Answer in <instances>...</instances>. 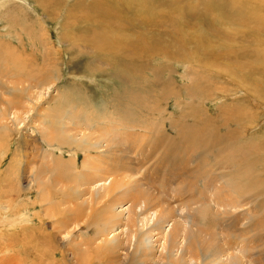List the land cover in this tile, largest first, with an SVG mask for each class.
<instances>
[{
  "label": "rangeland",
  "instance_id": "1",
  "mask_svg": "<svg viewBox=\"0 0 264 264\" xmlns=\"http://www.w3.org/2000/svg\"><path fill=\"white\" fill-rule=\"evenodd\" d=\"M27 1L29 2L25 5L27 7H21L18 6L20 4L18 0H0V44L15 49L11 50L10 48L11 53L0 57V65L7 64L8 69L18 70L19 68L13 64V58L25 64L29 69L31 63L35 64L32 65L34 70H25L27 79L31 84L40 83V88L43 86L42 90H45L40 91L43 95L38 94L39 100L37 99L27 105L28 95L32 93L26 92L27 88L18 92L20 89L15 90L16 88L8 85V78H0V88L3 87V91H0V106H7L12 111L16 110V115L18 114L15 118L13 114L6 113L7 119L3 120L5 126L0 128V207H8L10 212L23 209L26 213L28 220L22 221V225L29 228L25 232L26 235L21 231L18 234L19 240L17 239L21 247V249L18 248V254L24 258L25 264H46L50 260L52 249L56 251L55 256L52 257L56 264H76L77 255L71 254V248L73 251L79 250V258L85 261V264H108L106 259L112 255V252L110 254L104 248L108 240L104 238V235H101L99 229L107 219L111 220V225L107 226L106 232H109L111 227H123L125 214L119 216L118 220L107 212L103 215L102 213L106 208L105 203H108L109 207H116L113 203L115 193L117 195L119 193L121 198H126L127 194L130 196L128 189L132 181L133 185L137 184L138 189L146 192L154 200L156 199L155 201L159 203L158 206L161 211L168 206L180 207L182 204H179V200L183 198V201H186L191 197V200L199 202H194L191 206L193 208L199 207L203 204L199 199L203 200L204 197L208 196L207 193L212 192L211 189L209 190L211 186L216 189L217 196L222 199L237 196L236 198L241 204L238 203V207L231 208L230 211L228 209L227 211L230 213L221 214L223 218L214 212L216 211L214 205L210 208L203 207L205 213L203 218L198 214L193 216L192 214L195 212L191 211L190 222L187 225L193 231L190 229L189 231L193 233L197 227L202 226L201 232L206 233L210 230L212 234L213 229L217 227L220 231V234H214L217 241L225 239L230 242L232 238L236 241L242 240V244L246 243L247 247L252 248H248L247 252L255 256V258H251L252 261L249 264H264V86L257 89L251 88L260 76L248 75L250 73L248 63L243 64L248 68L238 71V66L234 62L243 61V56L235 59L231 51L234 47L236 52L238 51L239 54L252 59L253 56L250 53L253 50L264 49V45H255L254 42L249 44L241 42L237 34H230L226 23L221 24L218 33L214 31L210 37L208 29L207 31L203 30L204 18L201 15L204 11L207 12L205 17L214 15L213 6L215 4L213 1L217 2L218 0H181L180 3L184 2L180 10L184 16L182 17L179 9L175 14L178 15V20L185 24L182 25L185 28H179L178 31L173 32L168 31L178 24V21L173 20V14L170 20L162 19L160 22L162 27L154 30L155 27L150 26L149 37H146V40L151 39L154 47L150 48L147 58L143 61L148 65L143 68L139 67L140 70H138L137 75L132 72V76L136 75L134 79L136 82H131L129 78H121L116 73V69L112 68L109 59L111 54L106 48L104 51L99 50L83 40L75 45L70 43L69 35L75 30L79 32L82 29L79 22L71 27L67 24V14L61 6L64 0H50L45 7L37 0ZM70 1L67 0V2ZM99 1L105 5L108 2L110 5L113 4L108 0ZM126 1L128 0H121L118 5L123 4L130 8L135 7L137 3V0ZM158 1L157 8L163 13H172L169 8L175 7V0ZM138 2L136 7L148 4L147 0H138ZM225 3L228 9H236L242 5L240 2L233 3L231 0H225ZM252 3L253 0H249V2H245V5L250 6ZM259 7L264 12V4L262 3V6ZM186 9H189L193 16H191V12H189L190 15H187ZM111 13L113 14L112 11ZM130 15L131 12L123 14V17L129 18ZM156 19L159 20V17ZM135 23L137 24L138 21ZM259 23L261 22L259 21ZM120 25L122 27H119ZM106 28L103 34L108 39L120 38L122 40L123 35L127 39L134 38L133 31L118 20L111 21ZM193 35H197L199 38L194 45L187 41ZM254 36L259 38L262 33L258 32ZM153 38L157 39L158 42ZM171 38L177 41L180 38L183 39V42L177 43ZM263 41L259 39V43ZM242 43H244L243 45L247 44L248 50L243 47ZM194 46L199 47L195 53L197 57L201 51H204L203 47L209 53L212 50V52H220L223 57L226 56L219 60L218 67L216 60L212 61L208 74L207 68L202 69V62L192 65L180 59L183 55H188L189 50L196 49ZM259 58L262 56L259 55ZM134 61L138 63L142 59H134ZM215 68L218 70L216 71ZM228 68L233 71L230 72ZM211 69H213L212 74ZM47 82L50 85H44ZM47 87H49L48 91L45 89ZM13 91L17 92L14 93ZM255 92L259 93L260 96H257ZM13 94L18 95V99ZM10 96L14 98L11 99ZM7 98H10L11 101ZM15 103L20 105L15 106ZM48 104L56 105L57 108L53 109L52 107L48 112L49 115H45L40 108L47 107ZM30 105L32 108H29ZM62 112L65 115L71 112L69 116L76 118H73V123L76 122L75 126L82 122L83 113L84 115H93L94 121L103 116L99 119L101 123H107L109 119L115 126L114 128L111 127L112 132L110 131V134L112 138L121 140L122 144L119 147L124 149L123 152L121 150L118 152V160L120 161L118 164L121 165V169L117 176L123 178L126 184L120 186L121 190L118 187L108 191L110 193L114 191L113 194L111 193L112 203L108 202L111 197L110 194L101 196L105 202L101 197L98 199L95 197L90 203L86 202L89 201L87 197H82L81 200H78V206H75L77 203L70 200V202H65L77 196L75 194L77 191L72 188L74 178L78 176V178H84V174L80 172L83 159L82 147H76L73 144L69 148L67 145H58L57 138L53 137L49 139L53 140L54 146L48 147L49 142L45 143L39 136L46 129L41 126L48 128L53 126L50 117L55 122ZM94 112L96 113L94 114ZM36 117L39 118L36 119ZM90 124L95 129H101L100 132L103 134L102 131L108 130V128L105 129L108 126L106 124L99 122H91ZM39 127L42 128L40 131H38ZM34 137L36 138L35 141ZM97 145L100 148L96 152L102 154L101 149L106 146V143L100 141ZM50 149L55 152V157L61 155L65 159L61 163L73 164L75 169L70 168L74 174L72 180L66 178L69 176H64L65 178L57 177L55 174L49 176L52 173L50 174L51 165L48 163L50 159L49 156L47 157V150ZM26 151L34 160L30 174L23 172L25 161L23 156ZM22 159L24 160L22 161ZM106 162L109 161L106 160ZM48 164L49 166H47ZM35 169L46 176H44L46 182L51 178L52 182L58 180V185L52 182V184L47 183L45 189L42 187L45 181L40 183L39 178V184H37L38 182L33 183L31 174L36 173ZM37 185L44 189L43 193L40 188H37ZM40 190L41 192H39ZM23 196L25 197L23 198ZM46 206L50 208H47L46 213H44L43 207ZM73 207H79L80 212L82 207V212L86 213L85 215L81 213L83 216L81 219H77L76 223L70 222L74 217L75 210ZM83 207L86 208L83 209ZM122 208L124 207L118 206V209L122 210ZM86 209L90 210L87 211ZM218 211L221 212L220 209ZM192 216L195 218L193 219ZM63 220L67 221V225L61 224ZM195 220L200 224L197 225V221L195 224ZM217 222L220 223V226L224 225V227L222 226L225 229L223 234H221L223 229L217 226ZM69 225L70 227L75 226L72 233H67ZM97 226L99 227L97 228ZM32 228L41 229L38 230L39 233L33 232L30 236L29 230ZM12 232L13 230L4 231L6 235H10ZM201 232L193 240L190 238L189 244L195 242L197 238H201L203 235ZM35 233L39 235L35 237ZM226 234L228 235L226 236ZM82 241H88V243L79 245ZM184 241H182V247L185 244L188 245V240L184 239ZM137 242L136 237L132 238L129 249L118 251L121 258L120 264H138V262L132 261L135 259V255L141 253L139 250L144 247L139 249ZM153 244L150 253L149 250L146 251L149 253L146 259L150 260L149 264H162V261H166V257L170 256L165 254V257L159 261L157 257L160 255V246L158 242ZM179 249L182 250V248ZM136 251L138 252L135 254ZM9 252L7 248L5 251L0 250V256L7 255ZM199 252L202 254L201 251ZM203 258L196 257L195 262L202 264L204 263ZM13 263L18 264L14 261ZM183 263L185 264L184 260L181 264ZM171 264H175V261Z\"/></svg>",
  "mask_w": 264,
  "mask_h": 264
},
{
  "label": "bare ground",
  "instance_id": "2",
  "mask_svg": "<svg viewBox=\"0 0 264 264\" xmlns=\"http://www.w3.org/2000/svg\"><path fill=\"white\" fill-rule=\"evenodd\" d=\"M18 1L20 2V4L18 6H21V7H27L25 5L27 3H29L27 0H18ZM37 1L41 2L40 4L44 7L47 5V3L50 2V0H37ZM108 1H111L113 4L110 5L108 2L105 5V4H103V2L101 3L99 0H91L89 2H86L85 0H73V1L67 2V0H64V2L61 3L62 8L65 9V11H66L65 13L67 14V20H68L67 24H69L70 27L75 25L78 22H79V24H81V29H82L81 31L77 32L75 30L74 33L69 35V37L71 38L70 43L75 45V44L80 43L79 42L80 40L81 41L83 40L86 43H88L92 46H95L99 50L104 51V48H106L111 54V58H109V59L111 60V66H113L112 68H114V70L116 69V71H117L116 73L123 79L129 78V81L136 82V80H134V79H135L136 75L138 74V70H140L139 67L143 68L144 66L148 65L147 63H144L143 61H145V59L147 58L148 53L150 51V48L154 47V45H152L153 42H151V39L146 40L147 39L146 37H149V32H148L149 27L150 26L155 27L154 30H156L158 27L159 28L162 27V24L160 23L162 21V19L165 20L167 18L168 20H170L172 17V14H173L174 15L173 20L178 21V24L176 25V27H174L173 29L168 30V31L173 32V31H178L179 28H185V26H182L185 24L181 23L178 20V15L175 14L177 9H179V10L181 9L182 3L184 1L182 3H180L181 0H175V3H176V4H174L175 7L169 8V10L170 9L172 10V13H170V14L165 13V12L163 13L159 8H157L158 2H159L158 0H147L148 4L146 6L142 4L141 6L138 5V7H136V5L139 4V2L137 0L135 7H130V8L125 7L123 4L118 5L119 1H121V0H108ZM129 1H131V0H128L126 2H129ZM231 1L233 3L240 2V3H242V5L236 9H228L226 7L225 0H222V1L218 0L217 2L213 1V3L215 4L213 6V10H215L214 11L215 14L212 16L207 15L205 17L207 12L204 11V13L201 15L202 18H204L203 19V23H204L203 30L207 31V29H208L209 34H210L209 36L211 37L212 32L216 31L218 33V29H219L220 25L226 23L228 26L227 28L230 31V34H232V35L237 34L238 37L241 39V42H245L248 44L251 42H254L255 45H264V41L262 43H259V39L264 40V26H263L264 25V12H263V9L259 7V6H262V3L264 4V0H260V1L259 0H253V3L250 4V6L245 5V2L246 1L249 2V0H245V1L244 0L243 1L242 0H231ZM108 6H109V8H108ZM201 6H202V4H201ZM29 7H31L30 4H29ZM111 11L113 12V14L111 13ZM156 11H160V12H156ZM130 12H131V15L129 16V18L123 17V14H127ZM189 12H191V11L189 9H186L187 15H190ZM180 14L182 15V17L184 16V13H182L181 10H180ZM191 16H193V13L191 14ZM156 17H159V20L156 19ZM115 20H118L121 22L122 25L129 27L134 33L133 34L134 38L132 37L130 39H127L123 35L122 36L123 41H122L120 38L108 39L107 37H105L103 34L105 28L109 25V23L111 21H115ZM135 20L138 21L137 24L135 23V22H137ZM259 21L262 24L259 23ZM216 24H218V25L216 26ZM197 25H198V23H197ZM119 27H122V26L120 25ZM70 30H72V29H70ZM117 31H119V30H117ZM258 32L262 33V36L259 38L254 36ZM176 37H179V36H176ZM132 39H135V40H132ZM153 39L156 42H158L157 39H155V38H153ZM171 40H174L177 43L183 42V39H180V38L178 39V41L176 39H173V38H171ZM198 40H199L198 36L193 35V36L189 37L187 41L189 44L194 45ZM206 43H209V42H206ZM243 44L244 43H242V45ZM243 47L246 50H248L247 44L243 45ZM10 48L9 47L7 48V46H2L0 44V57L8 55L9 53H11V50L13 49V47L11 48V50H10ZM195 48L196 49H194L192 51L189 50V52L187 53L188 55H183L180 59L187 62V64L189 63L192 65H196V63L200 64L202 62V64H203V65H201L203 67L202 69L207 68L208 74L210 73V69H209L211 67L210 63H213L212 61L216 60V62H217L216 65H217L219 60L224 59L226 56L225 52H224V55H225L224 57L220 55L221 53L219 51H217L219 53H216V52H212V50H211V52L209 53V51L206 50L205 47H203L204 51H201L200 55L197 57L195 55V53H196L197 49L199 50V47H195ZM13 50H15V49H13ZM231 51H232L235 59H236V57L240 58L243 56V59L246 61L245 62L243 60L244 62L243 61L234 62L238 66V71L240 69H244V68L249 67L248 69H250V73L248 74L245 72V74H248V75H251V74L255 75L256 74V75H258V77L260 76L258 78V80H256V83L254 84V86H252L251 88H253V89H257L259 87L263 88L264 78H262V77H264V72H263L264 49L258 50V51L253 50L252 53L249 52L250 54H252L251 56H253L252 59L250 57L243 55V54H239L238 51L236 52L234 47ZM190 52H191V55H189ZM182 54H183V52H182ZM259 55H261L262 58H259ZM164 56H166V55H164ZM139 58H141L142 61H139L138 63L134 61V59H139ZM249 59H251V60H249ZM230 60H231V58H230ZM12 61H13V64L16 65L19 69L18 70H14V69L12 70V69L7 68V64L3 65V66L0 65L1 66L0 67V78L1 77L6 78V79L8 78L7 79L8 83H9L8 85L12 86L14 89L16 88L15 90L20 89L18 92H20L21 90L23 91L25 88H27V90H25V91L26 92L30 91V93H32L31 95H28L27 93H25V95L26 94L28 95V98L26 100V103H28L27 105H29L30 103H33L37 99L39 100L38 94L43 95V93H41V92L45 91V90H42L43 86H42V88H40V83L39 84H31L30 81L27 79L28 78L27 73H25V70H28V71L34 70L32 65H35V64L31 63L30 64L31 66L29 69L25 64L19 62L16 58H13ZM136 61H138V60H136ZM206 62H208L209 64ZM231 62H229V63H231ZM220 63H221V61H220ZM245 63H248V67H245L243 65ZM107 64H108V62H107ZM111 66H109V67H111ZM218 66L219 65H217V67ZM3 67H6L7 69L3 68ZM212 68H213V66H212ZM217 70L218 69H216V71ZM228 70L230 72L233 71L231 68H228ZM212 71H213V69H211V74H212ZM132 72L136 75L132 76L133 75ZM29 79H31V78H29ZM7 81H4V82L7 83ZM48 83L49 82L45 83L44 85H50ZM239 85H240V83H239ZM7 87H9V86H7ZM2 88H0V91H3ZM45 89H47L46 91H48L49 87H47ZM9 91H11V90H9ZM16 92H14V93H16ZM10 94H11V92H10ZM256 95L260 96L259 93H256ZM14 96H16V94ZM17 96H16V98H17ZM19 96H20V93H19ZM257 96H256V98H257ZM3 97L6 98V96H3ZM10 98H11V96H10ZM10 98H7V99L9 100ZM12 98H14V97H12ZM11 99H10V101H11ZM258 99H259V97H258ZM10 101H9V103H10ZM49 101H50V99H49ZM23 102L25 103V100ZM5 103H6V101H5ZM17 104H19V103H17ZM17 104L15 103L14 105L17 106ZM31 105L29 106V108H32ZM21 106H23V105H21ZM27 107H25V108H27ZM52 107H53V109L57 108L56 105L53 106V105L48 104L47 107L43 106L40 108V110L44 111L45 115H49L48 112ZM10 109L7 106H2V105L0 106V128H1V126H5L3 120L7 119V117L5 116L6 113H8V114L11 113L15 116V118H17L18 114L16 115V110L12 111ZM93 111H94V109H93ZM96 111H98V110H96ZM27 112H29V111H27ZM40 113H42V112H40ZM95 113L96 112H94V114ZM70 114H71V112H69L68 115L67 114L65 115L64 112H62L60 114V116L57 117L55 122H53V120L50 117V122L53 124V126L51 125V126H49V128L41 126L42 128H46L47 132L45 129L44 130L45 132L42 130L44 133L39 134V132H38V134H39V136H41V139H43L45 143L47 141L49 142L48 147L54 146L52 144L53 140L49 139L52 137L57 138L59 143H57V142L56 143L58 145H67V147L69 148L71 146V144H73V145H76V147H82L83 159L81 161L80 172L84 174V178H82V179L78 178L79 176L74 178V180H73L74 186L72 188H74V190L77 191L75 193L77 196L73 197L74 200L73 199L71 200V198H70V199L65 201V202H67L69 200L73 201V202L77 203V205H75V206H78L79 205L78 200L79 199L81 200L82 197H84V198L87 197L89 201H86V202L90 203L93 201V199L95 197H97V199H98V197H101L102 195L107 196L108 194L111 195L112 192L114 193V191H112L111 193L108 192L111 189L114 190L118 187L120 190L122 189L120 186L125 185L126 182H124L123 178H120L117 176L118 171L121 169V165L118 164V162L120 163V161L118 160V158H119L118 152L120 150L123 152L124 149L119 147V145L122 144L121 140H119L117 138H112V135L110 134L111 127L112 128L115 127L111 120L108 119L107 123H105V122L101 123L99 121V119L102 118L103 116L98 117L94 121V118L92 117L93 115L92 116L89 114L84 115V113H83L82 122L77 123V125L75 126L76 122L73 123L74 117L71 118L69 116ZM38 116H39V114H38ZM44 117H46V116H44ZM38 118L36 117V119H38ZM40 118H42V117L40 116ZM90 118H92V119H90ZM74 119H76V118H74ZM40 120H43V119H40ZM46 120H48V119H46ZM38 122H42V121H38ZM91 122H94V123L99 122L100 124H106L108 126H106L105 129L108 128V130L102 131V132H104V134H103L100 132L101 129H95L94 127H92L90 124ZM172 122H174V121H172ZM17 123H18V120H17ZM48 124H50V123H48ZM42 125H44V124H42ZM116 125H118V124H116ZM36 126H39V125H36ZM93 126H94V124H93ZM42 128L39 127V130L38 129L37 130L40 131ZM5 129H8V128L5 127ZM53 132H54V134H53ZM126 134H128V133H126ZM128 136H130V135H128ZM131 136L133 137V135H131ZM24 137H26V136H24ZM133 138H135V137H133ZM25 139H27V138H25ZM29 139H31V138H29ZM29 139H27V140H29ZM35 139L36 138L34 137V141H35ZM50 140H51V142H50ZM57 140H55V141H57ZM31 141H33V140H31ZM100 141L106 143V146H103V148L101 149V151H103L102 154H99L96 152L100 148V146L97 145ZM28 142H30V141H28ZM23 143H25V142L23 141ZM34 144H35V142H34ZM57 148H58V146H57ZM25 149H26V147H25ZM40 149H41V147H40ZM29 150H30V148H29ZM47 153H48L47 157L49 156V159H50L49 162L48 161L47 162L51 165V170H50L51 172L50 171L49 172H50V174L52 173L49 176H52L54 174L57 177H63V178H65L64 176H69L66 178H70L72 180L74 174L70 171V168L71 167H72V169L74 168L73 164L67 165L65 163H61V162L65 161V159H63V157H61V155H60L61 153L59 154L60 156L57 154L59 157H55L56 154L52 149L47 150ZM29 154L26 151V153H24V156H23L25 159L24 166H23L24 167L23 172H28V174L32 173L31 170H32L33 162H34V160H32L30 158ZM242 155H244V154H242ZM24 159H22V161ZM106 160H108L109 162L107 163ZM104 161H105V163H103ZM44 162H46V161H44ZM49 164L47 166H49ZM35 170H36V173L31 174L32 175L31 181H33V183L38 182L37 184H39V181H40V183L45 181V184L44 183L42 184V187L45 188L47 183L50 184L52 182L51 178L48 179L46 182V180L44 179L45 175H42L38 169H35ZM75 173H78V172H75ZM85 173H86V176H85ZM38 178H39V181H38ZM71 180H70V182H71ZM52 183L58 185V180L53 181ZM64 183H63V185L66 184V183L65 184ZM180 187H181V185H180ZM37 188H40L42 190V193H43L44 189L41 188V186H38ZM210 189L212 190V192H209V193L206 192L208 194L207 197H204L203 200L199 199V201L203 203L199 207L193 208L191 206V205H193L194 202H196L194 200H191V198H192L191 197V198L186 199V201H183V198L181 200H179V204L180 205L182 204L180 207L168 206V207H165L162 211H161L160 207L158 206L159 203H157L155 201L156 199L154 200L146 192L138 189L137 184L133 185V181H132V183L128 189V191L130 192V196H128V194H127L126 198H121L119 196V193H118V195L115 193V198H114V202H113L112 201V195H111L108 202L109 203L113 202L116 205V207H109L108 203L107 204L105 203L106 208L104 209V212L102 213V215L105 212H107L111 216H114V219L116 218L118 220H119V216H123L124 214L125 215H124L123 227H121V228H117L116 226L111 227V228H109L110 229L109 232H106V230L108 228L107 226L111 225V220L107 219L102 224V227L99 229V231L101 232V235H104V238L108 240V243L104 248L108 251V253L111 254V252H112V255H110V257L108 256V258L106 259L108 264H120L121 258H120V253L118 251L123 250V249H129V247L132 244L131 239L135 238V237H136V242L139 239L137 242V245L140 247L139 249H142V247H144L142 250H139L141 253H138V255H135V259L132 261V262L136 261V262H138V264H149L150 263V260L146 259V257H147V255H149L150 249H152V244L156 243V242H158V244L160 246V252H159L160 255H159V257H157L158 260L159 261L162 260V258L165 257V254H168L170 256V257H166L167 258V259H165L166 261H162V264H171L173 261H175V264H181L182 260L185 261V264H199V263L195 262L196 257H204L203 258L204 263H202V264H249L252 261L251 258L252 257L255 258V256H253L250 252H247L249 246L247 247L246 243L242 244V240L236 241L232 238L230 240V242H227L225 239L217 241L215 239L216 237H214V234H217V235L220 234V231H218L219 229H217V227H216V229H213L212 234L210 233V230L207 231L206 233L201 232L200 230H202L201 229L202 226H200L199 228L197 227L193 233L191 232L193 230H191L188 227L187 223L190 222L189 219H190L192 212H195V214H192L193 216L198 214L201 218H203V215L205 214L204 208H210V207H212V205H214L216 208V211H214V212L218 216H220V218H223L221 214H225L226 212L228 214V213H230L227 211L228 209L230 211L231 208L238 207L237 205L240 202H239V199L236 198L237 196L236 197L234 196L233 198H230V199H227V198L222 199L219 196H217V194L215 192L216 191L215 188H213L211 186V187H209V190ZM41 190L39 192H41ZM40 196H41V194H40ZM24 197L25 196H23V198ZM156 198L158 199V197H156ZM159 198H161V197H159ZM27 199H29V198H27ZM34 199H36V198H34ZM157 201H159V200H157ZM104 202H105V200H104ZM2 203H4V202H2ZM196 203H199V202H196ZM120 205H123V206H120ZM72 206H73V204H72ZM118 206L124 207V208H122V210H121V209H118ZM194 206H196V205L194 204ZM47 208H50V207H48V206L43 207L44 213H46ZM73 208L72 209L75 210V212L73 214L74 217L70 220V222L72 221L71 223L77 221V219H81V216H83V214H81V213H84V212H82V207H81V212L79 210L80 209L79 207H73ZM84 208H86V207H83V209ZM77 209H78V211H77ZM90 209H88V210H90ZM219 209L221 210V212L218 211ZM53 210L55 211V209H53ZM178 210L180 212H178V213L175 212ZM87 211H85V212H87ZM102 211H103V209H102ZM201 212H202V214H201ZM85 214L86 213H84V215ZM194 218L195 217H193V219ZM27 220H28V218H26V213L23 209H21V210L17 209L15 211L10 212L8 207L7 208L6 207H0V250L5 251L7 248V250L10 251L9 254L0 256V263L1 264H3V262H5L7 264H14L13 261L18 263V264H25L24 258L21 257L20 254H18V248L21 249V247H20L17 239L19 240L18 234H20L21 231L25 234V232L29 228L28 226L23 227V225H22V221H27ZM196 221L197 220H195V224L198 222V221L197 222ZM61 224L67 225V221L63 220V222H61ZM195 224H192V225L194 226ZM199 224L200 223L198 222L197 225H199ZM86 225L89 226L87 223H86ZM197 225H195V226H197ZM234 225H235V221H234ZM217 226H220L219 222H217ZM222 226L224 227L223 224H222ZM222 226H220V227L223 229ZM74 227L75 226L70 227V225H69L68 231L66 230L67 233L68 232L72 233V230ZM98 227L99 226H97V228ZM95 228H96V226H95ZM39 229H41V228H37V230L34 228L30 229L29 235L32 236L33 232L39 233L38 232ZM189 229L191 231H189ZM5 230H7V231L13 230V232L10 235H6L4 233ZM15 230H18V231L16 232ZM95 230H97V229H95ZM224 230L225 229H223L221 234H223ZM199 232H201L203 234L202 237L197 238V240H195V242H192V244L194 243V245L189 244V239L192 238V240H193V238L196 237ZM109 234H111V235L108 236ZM38 235L39 234H36V233L34 234L35 237ZM227 235L228 234H226V236ZM138 236H140V238H138ZM243 236H244V234H243ZM184 239L188 240L187 241L188 245L185 244L187 246L184 245V247H182L183 246L182 241H184ZM133 240H135V239H133ZM72 242H74V241L72 240ZM87 243H88V241H82L79 243V245L80 244L86 245ZM195 243H197L199 245L197 246ZM34 247L36 248V246H34ZM179 248H182V250ZM43 250H46V249H43ZM70 250H71L70 251L71 254L74 253L75 255H77L76 256V262H75L76 264H85V261H82L79 258V253H80L79 250L73 251V248H71ZM147 250H149L148 251L149 253L146 252ZM199 251H201L202 254H200ZM12 252H14V253L11 255ZM55 252H56L55 249L51 250L50 260L46 264H56L55 263L56 261H54L52 258L55 256V254H56ZM137 252L138 251H136L135 254ZM253 254L255 255L254 252H253ZM197 259H200V258H197ZM117 261H119V262H117ZM153 261L155 262L154 259H153Z\"/></svg>",
  "mask_w": 264,
  "mask_h": 264
}]
</instances>
